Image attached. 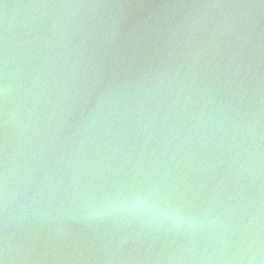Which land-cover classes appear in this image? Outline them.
<instances>
[{
    "label": "water",
    "instance_id": "95a60500",
    "mask_svg": "<svg viewBox=\"0 0 264 264\" xmlns=\"http://www.w3.org/2000/svg\"><path fill=\"white\" fill-rule=\"evenodd\" d=\"M0 178L8 264H264L261 0H0Z\"/></svg>",
    "mask_w": 264,
    "mask_h": 264
},
{
    "label": "clouds",
    "instance_id": "9594fccd",
    "mask_svg": "<svg viewBox=\"0 0 264 264\" xmlns=\"http://www.w3.org/2000/svg\"><path fill=\"white\" fill-rule=\"evenodd\" d=\"M6 92L7 88L5 87V93ZM113 211H129L142 214L162 222H172L177 227L190 222L181 209L153 200L148 196L137 197L131 201H113L100 208L92 209L90 215L95 217L103 215L105 212ZM5 251H7L6 244Z\"/></svg>",
    "mask_w": 264,
    "mask_h": 264
},
{
    "label": "snow or ice",
    "instance_id": "6c2138e0",
    "mask_svg": "<svg viewBox=\"0 0 264 264\" xmlns=\"http://www.w3.org/2000/svg\"><path fill=\"white\" fill-rule=\"evenodd\" d=\"M261 6H264V0H261ZM0 264H8L6 251L0 252Z\"/></svg>",
    "mask_w": 264,
    "mask_h": 264
}]
</instances>
